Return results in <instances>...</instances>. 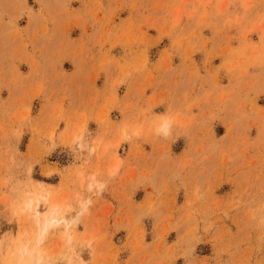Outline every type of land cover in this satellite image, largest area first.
<instances>
[{
	"label": "rangeland",
	"instance_id": "obj_1",
	"mask_svg": "<svg viewBox=\"0 0 264 264\" xmlns=\"http://www.w3.org/2000/svg\"><path fill=\"white\" fill-rule=\"evenodd\" d=\"M0 264H264V0H0Z\"/></svg>",
	"mask_w": 264,
	"mask_h": 264
},
{
	"label": "bare ground",
	"instance_id": "obj_2",
	"mask_svg": "<svg viewBox=\"0 0 264 264\" xmlns=\"http://www.w3.org/2000/svg\"><path fill=\"white\" fill-rule=\"evenodd\" d=\"M30 206V205H29ZM56 213V209L52 210L46 217V223H45V228L44 230H47L48 227L50 225H56L57 223L60 224L62 221L63 223H65L67 221V219L64 217H57V215L55 214ZM38 260V259H37ZM40 261H41V258H40ZM38 261V262H40Z\"/></svg>",
	"mask_w": 264,
	"mask_h": 264
}]
</instances>
